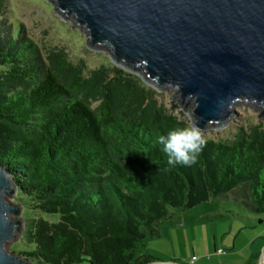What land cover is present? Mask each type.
I'll return each instance as SVG.
<instances>
[{
  "label": "trees",
  "instance_id": "trees-1",
  "mask_svg": "<svg viewBox=\"0 0 264 264\" xmlns=\"http://www.w3.org/2000/svg\"><path fill=\"white\" fill-rule=\"evenodd\" d=\"M135 74L101 65L87 75L62 53L46 62L18 30L0 40V163L34 209L21 252L33 264H147V237L171 208L236 194L264 213V129L205 139L197 162L167 173L155 138L190 127ZM93 102H98L93 107Z\"/></svg>",
  "mask_w": 264,
  "mask_h": 264
},
{
  "label": "water",
  "instance_id": "water-1",
  "mask_svg": "<svg viewBox=\"0 0 264 264\" xmlns=\"http://www.w3.org/2000/svg\"><path fill=\"white\" fill-rule=\"evenodd\" d=\"M49 1L85 33L89 49L105 52L156 91L173 89L190 126L201 133L225 127L238 102L264 120V0ZM17 193L0 163V264H33L7 248L24 227Z\"/></svg>",
  "mask_w": 264,
  "mask_h": 264
},
{
  "label": "rangeland",
  "instance_id": "rangeland-1",
  "mask_svg": "<svg viewBox=\"0 0 264 264\" xmlns=\"http://www.w3.org/2000/svg\"><path fill=\"white\" fill-rule=\"evenodd\" d=\"M18 30L22 31L23 37L35 46L37 54L44 62L50 54L62 53L72 63L80 65L87 75L91 70L97 69L101 65H112L105 52L91 50L87 47L85 33L78 27H73L70 20L62 19L49 0H0V40L12 39V35ZM173 92L174 90L171 88L156 91L157 101L169 110L172 103L177 104L172 97ZM97 104L98 102H93L92 106L95 107ZM178 107L177 110L171 112L190 126L185 112L179 105ZM235 111V116L225 127L207 129L201 133L203 138L211 140L229 139L237 132V128L247 129L259 122L262 123L264 129V120L256 118L257 112L254 111L251 105L238 102ZM13 200L23 205V223L32 217H42L49 222H55L59 218L58 214H48L34 209L29 201L18 193ZM216 205L222 208V214L227 215L229 223L232 220L236 221L233 223L234 225L239 222L243 226L246 222L255 223L252 226L253 229L264 235V213L249 212L241 204L236 194L233 193L227 198L211 199L189 209L171 208V216L160 226L161 238L157 236L147 237L146 244H149V247L169 249L171 247L169 241H172L178 252L184 250V247L189 249L190 242L198 240L196 239L195 229L200 228V225L195 223L199 219V214L211 210ZM240 228L236 229L235 232H238L237 230ZM176 229H180V232ZM32 247L21 235L17 241L10 243L7 248L20 254ZM78 264L90 263L82 261Z\"/></svg>",
  "mask_w": 264,
  "mask_h": 264
},
{
  "label": "crops",
  "instance_id": "crops-1",
  "mask_svg": "<svg viewBox=\"0 0 264 264\" xmlns=\"http://www.w3.org/2000/svg\"><path fill=\"white\" fill-rule=\"evenodd\" d=\"M226 216L218 205L199 214L195 223L200 225V228L195 229L198 240H192L189 249L184 247V250L178 252L172 241H169V249L149 247V244H146V252L154 257V260L177 261L181 264H259L260 259L261 264H264V235L253 229L255 223L246 222L243 226L239 222L234 225L236 221L229 223ZM239 227L241 228L238 232H235ZM157 237L161 238V234ZM218 249L222 252L218 253ZM193 256L196 257L194 260Z\"/></svg>",
  "mask_w": 264,
  "mask_h": 264
},
{
  "label": "clouds",
  "instance_id": "clouds-1",
  "mask_svg": "<svg viewBox=\"0 0 264 264\" xmlns=\"http://www.w3.org/2000/svg\"><path fill=\"white\" fill-rule=\"evenodd\" d=\"M155 143L167 157L165 173L177 165H194L205 146V139L198 126L173 128L155 138Z\"/></svg>",
  "mask_w": 264,
  "mask_h": 264
},
{
  "label": "built area",
  "instance_id": "built-area-1",
  "mask_svg": "<svg viewBox=\"0 0 264 264\" xmlns=\"http://www.w3.org/2000/svg\"><path fill=\"white\" fill-rule=\"evenodd\" d=\"M217 252H218V253H221L222 251H221L220 249H218ZM195 258H196V257L193 256V257H192V260H194Z\"/></svg>",
  "mask_w": 264,
  "mask_h": 264
}]
</instances>
